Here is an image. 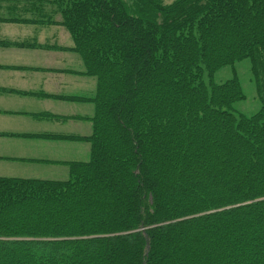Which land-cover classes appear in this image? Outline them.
Returning a JSON list of instances; mask_svg holds the SVG:
<instances>
[{
	"label": "trees",
	"instance_id": "16d2710c",
	"mask_svg": "<svg viewBox=\"0 0 264 264\" xmlns=\"http://www.w3.org/2000/svg\"><path fill=\"white\" fill-rule=\"evenodd\" d=\"M52 2L97 83L90 159L0 178V264H264V0ZM243 60L249 117L213 81Z\"/></svg>",
	"mask_w": 264,
	"mask_h": 264
},
{
	"label": "crops",
	"instance_id": "0c3cea01",
	"mask_svg": "<svg viewBox=\"0 0 264 264\" xmlns=\"http://www.w3.org/2000/svg\"><path fill=\"white\" fill-rule=\"evenodd\" d=\"M52 0H0V178L63 181L88 162L96 80Z\"/></svg>",
	"mask_w": 264,
	"mask_h": 264
},
{
	"label": "rangeland",
	"instance_id": "374dc122",
	"mask_svg": "<svg viewBox=\"0 0 264 264\" xmlns=\"http://www.w3.org/2000/svg\"><path fill=\"white\" fill-rule=\"evenodd\" d=\"M249 68V60H243L235 63L233 66H227L220 69L213 76V81L216 84L224 83L225 81L232 79L234 76L237 77L242 92L245 95V100L234 103L232 109L233 111L247 117L255 114L260 108V102L256 94L254 83L252 82Z\"/></svg>",
	"mask_w": 264,
	"mask_h": 264
}]
</instances>
